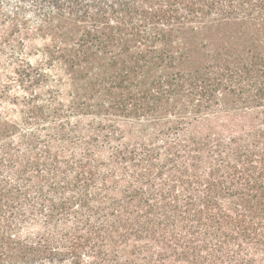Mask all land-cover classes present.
Returning a JSON list of instances; mask_svg holds the SVG:
<instances>
[{"label":"trees","instance_id":"obj_1","mask_svg":"<svg viewBox=\"0 0 264 264\" xmlns=\"http://www.w3.org/2000/svg\"><path fill=\"white\" fill-rule=\"evenodd\" d=\"M0 264H264V0H0Z\"/></svg>","mask_w":264,"mask_h":264}]
</instances>
